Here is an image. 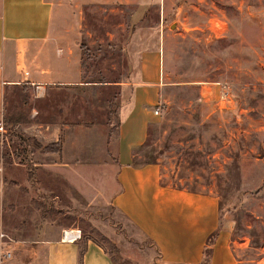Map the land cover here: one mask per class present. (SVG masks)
<instances>
[{"label": "rangeland", "instance_id": "rangeland-1", "mask_svg": "<svg viewBox=\"0 0 264 264\" xmlns=\"http://www.w3.org/2000/svg\"><path fill=\"white\" fill-rule=\"evenodd\" d=\"M76 11L80 82L5 94L0 264H44L46 239L65 229L114 264H159L156 247L100 196L112 181L100 171L104 149L113 151L119 109L152 49L160 111L139 155L155 159L162 184L213 195L238 263L264 264V0H88ZM61 151L90 167L83 184L46 167Z\"/></svg>", "mask_w": 264, "mask_h": 264}, {"label": "crops", "instance_id": "crops-1", "mask_svg": "<svg viewBox=\"0 0 264 264\" xmlns=\"http://www.w3.org/2000/svg\"><path fill=\"white\" fill-rule=\"evenodd\" d=\"M85 1L0 0V121L11 88L42 90L80 82L76 10ZM140 58L131 96L119 109L113 151L104 149L100 171L110 174L111 191L101 192L99 199L114 206L156 247L159 264H201L207 239L215 231L208 264H239L230 246V226L220 225L213 195L162 184L157 163L132 162V149L146 141L153 110L160 105L159 53L142 51ZM50 155L49 171L72 185L83 184L90 167L80 164L82 158L63 151L57 157ZM44 249V264H114L101 244L84 236L63 240L60 232L46 239ZM2 264L26 263L21 259Z\"/></svg>", "mask_w": 264, "mask_h": 264}, {"label": "trees", "instance_id": "trees-1", "mask_svg": "<svg viewBox=\"0 0 264 264\" xmlns=\"http://www.w3.org/2000/svg\"><path fill=\"white\" fill-rule=\"evenodd\" d=\"M119 125V124H118ZM118 128V126H117ZM149 130V127H148ZM148 130H147V134H148ZM146 141L137 147H134L132 149V153H133V158H132V162L134 165L139 166V165H143V164H147V163H156L155 159H153L151 157V154H149L148 152H145L143 154H141L143 156V159L140 160L141 155H139V151L146 146ZM180 188V187H179ZM217 235V231L213 232L207 239V242L205 244V250H204V256H203V262L204 264H208V261L210 259V255H211V246L213 243L214 238ZM103 247V246H102ZM105 250V249H104ZM106 251V250H105Z\"/></svg>", "mask_w": 264, "mask_h": 264}, {"label": "built area", "instance_id": "built-area-1", "mask_svg": "<svg viewBox=\"0 0 264 264\" xmlns=\"http://www.w3.org/2000/svg\"><path fill=\"white\" fill-rule=\"evenodd\" d=\"M229 97H230L229 90L225 86H222L220 88V91H219L218 100L226 101V100L229 99ZM159 111H160V107L157 106L156 108H154L153 113L155 115H157V114H159ZM2 128H3L2 127V122H0V130H2ZM3 236H4V233L1 232L0 233V237H3ZM79 238H81V232L78 229H65L62 232V239L63 240H72L73 241V240H76V239H79ZM1 254L6 259L11 258V252L9 250H1Z\"/></svg>", "mask_w": 264, "mask_h": 264}]
</instances>
